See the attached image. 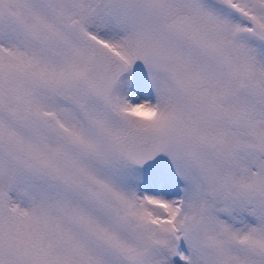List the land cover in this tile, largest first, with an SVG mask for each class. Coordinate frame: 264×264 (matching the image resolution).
Segmentation results:
<instances>
[{
    "label": "snow or ice",
    "instance_id": "obj_1",
    "mask_svg": "<svg viewBox=\"0 0 264 264\" xmlns=\"http://www.w3.org/2000/svg\"><path fill=\"white\" fill-rule=\"evenodd\" d=\"M0 264H264V0H0Z\"/></svg>",
    "mask_w": 264,
    "mask_h": 264
}]
</instances>
